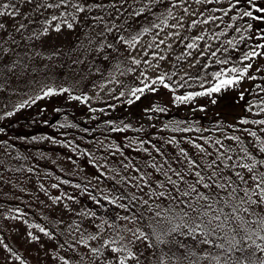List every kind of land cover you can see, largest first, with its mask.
Returning <instances> with one entry per match:
<instances>
[{"label":"trees","instance_id":"trees-1","mask_svg":"<svg viewBox=\"0 0 264 264\" xmlns=\"http://www.w3.org/2000/svg\"><path fill=\"white\" fill-rule=\"evenodd\" d=\"M219 1L208 3L206 0L197 15L187 22L184 44L179 45L175 59L164 70L163 76L170 88L156 84L157 91L138 93V100L132 96V89L148 82L143 80L139 65L132 63V48L117 37L131 39L138 35L139 43L156 36L174 20L173 13L180 0H157L156 3L126 0L123 4L121 0H66L67 6L42 7L36 12L32 11L34 5H26L20 11H27V18L18 16L15 21L26 25L19 33L13 30L10 18L0 17V21H6L9 33L5 36L0 30L3 47L10 49L6 62H16V72L23 73L19 79L0 74V241H3L0 245L12 259L20 264H35L28 254L31 250L27 249L28 242L33 241L28 235L31 233L49 238L57 249L56 259L63 264L65 261L67 264H116L110 247L120 246V236L126 237L124 243L131 239V233L125 229L135 231L147 224L146 219L132 217L147 207H142L145 199L149 204L161 203L155 196L149 199L148 194L163 190L156 187L158 182L166 180L163 173L167 172L177 181V171L186 173L185 180L191 182L196 171L203 169L210 173L207 164L228 148L232 150L226 155H231L236 162H250L241 159L244 157L241 148H247L257 159L264 158V153L259 152L264 144V131H261L264 125L254 123L264 119L261 111L264 109V55L243 59L253 49L264 53V49L256 48L257 43L264 44L261 39L264 22L241 17V12L248 7L243 0V9L229 10L227 15L218 5ZM14 2L18 0H0V5ZM257 3L264 5V0ZM93 4L102 6L93 7ZM72 5L85 7V11L77 12ZM141 8L144 11L139 17L129 15ZM213 8L221 10L213 12ZM53 15L57 20H51ZM233 16L237 18L233 20ZM205 20L209 28L198 30L197 26ZM217 20L222 24L216 26ZM65 21L73 28L68 29ZM57 24L61 26L60 32L53 30ZM153 24L159 27L154 28ZM237 27L240 32L235 31ZM108 28L113 30L108 32ZM144 28L149 31L143 32ZM229 40L233 43H227ZM188 43H195L197 47L188 49ZM109 44L113 47L109 48ZM213 51L215 56L211 55ZM246 64L252 67L238 84L211 96H196L184 103L175 101V96L211 87L216 83L214 73L237 76L239 71L228 70L233 67L240 70ZM113 82L118 83L119 90L115 99L97 102L87 99L84 103L71 99L72 96L89 97L96 89ZM243 85H246L245 91L241 88ZM48 88L57 90V94L35 99L43 96ZM60 88L69 91L60 93ZM229 92L235 96L245 94L240 112L234 109ZM129 100L133 102L129 104ZM21 104L24 107L20 108ZM9 112L11 116L6 115ZM241 120L247 123L241 124ZM250 132H256V137ZM232 136L240 140L229 139ZM217 140L220 144H216ZM110 200L115 203H109ZM117 214L130 219H116ZM144 215L147 217L150 213L144 212ZM6 219L22 221V248L15 245V238L11 237H15V232H9L4 223ZM40 228L48 235L40 232ZM143 230L150 231L147 227ZM93 235L97 239H89ZM104 239L117 243L102 248ZM189 243L197 255H203L202 248L206 246ZM93 248L101 251L93 253ZM256 257L264 259V253L257 252ZM140 264H145L143 258ZM200 264H209V261L202 260Z\"/></svg>","mask_w":264,"mask_h":264},{"label":"snow or ice","instance_id":"snow-or-ice-1","mask_svg":"<svg viewBox=\"0 0 264 264\" xmlns=\"http://www.w3.org/2000/svg\"><path fill=\"white\" fill-rule=\"evenodd\" d=\"M151 2L156 3L157 0H151ZM180 2H183V0H180ZM196 2L200 3L201 0H196ZM207 2L211 3L212 0H207ZM243 2L248 7L241 12L242 18L264 22V5L258 4L257 0H243ZM121 3H126V0H121ZM241 3L242 0H235L234 4H230V8L222 10L227 15L229 10H238ZM26 5H34L32 11L36 12L42 7L49 9L60 8L61 6H67V3L66 0H58V2L54 3L37 2V0H18V3L0 5V17L10 18L13 21V30L17 33L26 28L24 23H15L18 16L27 18L28 12L20 11ZM91 6L101 7L102 5L93 4ZM72 7L77 12L85 11V7L78 5H72ZM9 8L13 10L11 12L6 11ZM220 10L212 9L213 12ZM143 11L144 9L141 8L140 11L129 13V15L139 17ZM184 11L187 12V8ZM61 15H65V13H61ZM236 18V16L232 17L233 20ZM212 19H215V17ZM51 20L55 21L57 17L53 15ZM207 22V20L203 21V23ZM47 23L50 24L51 21H47ZM65 23L68 29L73 28L71 23H67V21ZM177 26L182 27V25H172L174 28ZM115 27V24H113V28ZM152 27L158 28L159 25L153 24ZM229 27H232V25H229ZM251 27L252 25H248V28ZM113 28H108L107 31L111 32ZM0 30L3 31L5 36L9 34L6 21H0ZM53 30L60 32V24L55 25ZM148 31V28L143 29V32ZM235 31L240 32L241 29L237 27ZM47 32L48 29L45 28L43 34L46 35ZM142 34L140 33V35ZM172 35L174 33L168 34V36ZM175 35H178V33H175ZM117 39L124 45L134 48L138 43L139 37L138 35H133L131 39H125V37L118 35ZM195 39H202V37H196ZM241 39H244V37H241ZM261 39H264V36H261ZM3 42L4 37L0 36V74L5 75L9 79L13 76L19 79L23 76V73L16 72V62L11 64L6 62L5 58L10 49L4 48ZM12 43H16L14 38ZM164 43V39H161L156 46L159 47V45ZM227 43L232 44L233 42L229 40ZM108 47L112 48L113 45L109 44ZM196 47L195 43L187 44L188 49ZM256 48L264 49V44L257 43ZM188 55H191V53L189 52ZM211 55L215 56L216 52L213 51ZM260 55H264V53L253 49L246 53L243 59L247 61ZM158 59L163 60L164 57L159 56ZM145 62L147 63V61ZM223 62L217 61V63ZM132 63L139 65L141 61L133 57ZM251 67V64H246L240 70L235 67L228 70L230 73L239 71L237 76H225L223 72H216L213 74L216 83L211 87L202 92L175 96L174 99L184 103L196 96H211L224 88L238 84ZM141 75L143 76L144 73H141ZM249 78L255 79V77ZM145 79L148 78L145 76ZM156 84L161 85L165 89L170 88V85L165 82V76L160 75L152 80L150 84L144 83L143 87L132 89L131 94L138 100L140 99V96L137 95L138 93L142 94L145 90L157 91L154 87ZM58 91L66 93L69 90L60 88ZM54 94H57V90L48 88L43 92V96L38 95L35 99H42ZM120 95L123 96L124 93L121 92ZM71 99L84 103L88 97L72 96ZM132 102V100L128 101L129 104ZM213 103H215V100H213ZM19 107H24V104L19 105ZM155 110L163 111V109ZM261 111H264V109H261ZM6 115L11 116L12 113L9 112ZM240 123L245 124L247 121L241 120ZM254 123L264 125V119L254 121ZM116 130L123 131V129ZM261 131H264V129H261ZM249 134L254 137L257 135L256 132H250ZM229 139L240 140V137L232 136ZM241 143L243 142L241 141ZM216 144H220V141L217 140ZM196 147L200 148V145H196ZM221 147L223 148V145ZM231 150L230 148L224 149L223 152L215 156L207 164V168L211 169L210 173L203 169L196 171L194 173L195 179L191 180V182L185 180L186 173L176 172L179 181L173 180L171 176L167 175V172L163 173L166 176V180L158 182L156 185V187L163 190L159 193L148 194L149 199L155 196L161 203L156 204L153 202V204H149V200L145 199L142 207H147L138 216L134 214L132 217L134 220L146 219L147 224L138 226L135 231L125 229L131 233V239H127L126 243H124L126 237L120 236V246L110 247L109 252L113 254L111 258L116 261V264H130V262L140 264L142 258L145 264H200L202 260H208L209 264H212V262H215V264H245V262L246 264H264V259L256 257L257 252L264 253V158L257 159L247 148H241L240 151L244 153V157L241 159L246 158L250 162L240 163L234 161L231 155H226ZM201 151L204 150L201 149ZM259 152L264 153V144L260 146ZM208 155L211 156L212 154L208 153ZM189 163L195 164V161H189ZM166 185L171 187L166 188ZM53 187H56V185H53ZM76 187H79V185H76ZM56 199H59V197H56ZM165 200L167 204L164 203ZM109 203H115V201L110 200ZM119 207L125 208L126 205H119ZM144 212L150 213V215L145 217ZM116 219L129 220L130 218L128 216L121 217L117 214ZM105 223L107 222L105 221ZM144 227L149 228L150 231H144ZM39 230L48 235L45 229L40 228ZM28 235L32 240L38 239L32 236L31 233H28ZM89 239L95 240L97 236H90ZM189 241L197 246H206L202 248L203 255H197ZM257 241H260V243ZM0 243H3V241H0ZM116 243V240L104 239L102 248ZM128 245L132 247L129 248ZM249 250H251L250 254ZM100 251L101 249L98 248L92 249L93 253H99ZM123 253H126V255ZM233 253H239V255L233 256ZM253 257H256V259L254 260ZM16 259L19 260L20 257L17 256ZM65 264H67V261H65Z\"/></svg>","mask_w":264,"mask_h":264},{"label":"rangeland","instance_id":"rangeland-1","mask_svg":"<svg viewBox=\"0 0 264 264\" xmlns=\"http://www.w3.org/2000/svg\"><path fill=\"white\" fill-rule=\"evenodd\" d=\"M206 0H201L200 3H197L196 0H183L180 3L177 10L173 13L174 20L171 24L160 31L156 36L141 41L136 44L134 48L131 49L132 56L135 59H139L141 63L139 64L140 67V74L144 73L142 76L143 80L148 83H151L152 80L156 79L157 76L163 75L164 70L168 66L170 62H172L175 58L176 49L179 45L184 44L183 32L187 26V22L193 19L197 13L199 12L203 2ZM235 0H220L218 5L222 6V9L230 8V4H234ZM243 2L241 3L240 9L242 8ZM210 6V5H209ZM187 8V12L184 9ZM235 10V9H233ZM242 11V10H241ZM202 19L199 20V22ZM182 25L177 27H172V25ZM216 26L221 25L222 21L217 20L215 21ZM206 26V28H204ZM205 23L199 24L197 26L198 30L204 28V30L208 29L209 26ZM169 33H174L172 36H168ZM178 33V35H175ZM164 39L165 43L159 45L157 47L159 40ZM171 45V47H169ZM159 56H163L164 59H158ZM147 61V63L145 62ZM145 76L148 79H145ZM243 91H245L246 85L241 87ZM237 94V92H236ZM119 96L118 90V83L113 82L109 85L102 86L92 92L88 99L91 101H104L108 99H115ZM229 98L232 100V104L236 112H240L241 104L244 101L245 94L241 96H235L233 92L228 93ZM238 110V111H237ZM6 227L9 228V232L14 235L11 237L14 239L15 245L22 248V221L17 219H6L4 220ZM20 233V237L18 234ZM18 236V237H17ZM38 239L28 242L27 249L31 250L28 254L33 258L35 264H63L56 259L57 256V249L54 248L52 241L45 237L39 236ZM26 240V239H25ZM0 264H20L19 262L12 259L2 248L0 245Z\"/></svg>","mask_w":264,"mask_h":264}]
</instances>
